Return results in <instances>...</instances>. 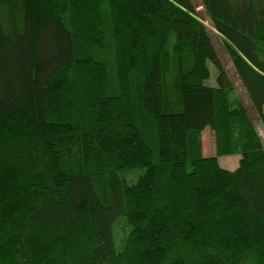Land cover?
<instances>
[{
  "label": "trees",
  "instance_id": "16d2710c",
  "mask_svg": "<svg viewBox=\"0 0 264 264\" xmlns=\"http://www.w3.org/2000/svg\"><path fill=\"white\" fill-rule=\"evenodd\" d=\"M199 1L243 91L194 0H0V264H264V0Z\"/></svg>",
  "mask_w": 264,
  "mask_h": 264
},
{
  "label": "rangeland",
  "instance_id": "374dc122",
  "mask_svg": "<svg viewBox=\"0 0 264 264\" xmlns=\"http://www.w3.org/2000/svg\"><path fill=\"white\" fill-rule=\"evenodd\" d=\"M195 3H197L196 5V10L200 12V16L202 17L203 21L206 23V25L209 27L211 34L213 36L214 39V43L217 45V47L219 49H221L222 51V56L224 58V62L225 65L228 67L229 71L235 76V82L238 84L239 86V90L243 91V88L240 86V82L238 81V78L235 74L234 68L231 64V61L228 57V55L226 54L224 47H223V36L218 32V30L213 26L210 18L208 15H206V9L203 6L202 3H199V0H194ZM211 67L214 68L213 65H211ZM215 72L214 74H211V77L209 79H207V83L208 84H212L215 82L216 79V69L214 68ZM244 102L245 105L249 111V113L251 114L260 134L263 137L264 140V124L261 122L258 113L254 110L252 103L250 102V100L245 96L244 97ZM202 145H203V152L207 153L206 155H213L215 154L216 150V143H215V136L213 131L210 128H207L203 135H202ZM220 160V164L222 165V167L229 169V170H234L236 165L238 164V156L237 155H231V154H226L223 155L221 157H219ZM144 173V170L141 169H137L135 171L129 172L126 177L130 180V181H136L138 179V177L140 175H142Z\"/></svg>",
  "mask_w": 264,
  "mask_h": 264
}]
</instances>
